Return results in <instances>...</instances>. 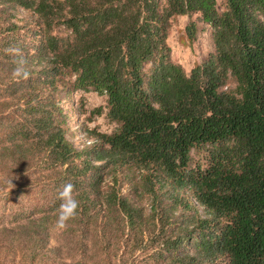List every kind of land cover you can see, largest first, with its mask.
I'll use <instances>...</instances> for the list:
<instances>
[{"label":"trees","instance_id":"obj_1","mask_svg":"<svg viewBox=\"0 0 264 264\" xmlns=\"http://www.w3.org/2000/svg\"><path fill=\"white\" fill-rule=\"evenodd\" d=\"M178 16L189 42L211 29L189 72ZM75 91L115 124H82L80 149ZM66 183L80 207L51 247ZM0 235L45 264H264V0H0Z\"/></svg>","mask_w":264,"mask_h":264},{"label":"rangeland","instance_id":"obj_2","mask_svg":"<svg viewBox=\"0 0 264 264\" xmlns=\"http://www.w3.org/2000/svg\"><path fill=\"white\" fill-rule=\"evenodd\" d=\"M25 14L24 11H20V16ZM195 18V16H193ZM188 22L187 16H178L177 21L172 25L167 43L171 48V57L175 62L180 63L184 69L189 72L194 63L201 62L211 50L210 33L211 29L207 24L198 23V32L196 40L189 42L185 38L184 28ZM82 103L84 114L78 109L79 103ZM66 111L71 116L70 126L73 130L71 135H67L68 139L72 142L75 148H82L84 144L92 142V138L85 135L82 130V124L87 125L89 128H94L98 132L109 133L115 128V124L110 122L103 110L101 114H90V110L96 107L105 106V96L96 92H83L75 91L70 96L64 97L62 101ZM89 116V119L86 117ZM126 189L124 185L123 190ZM49 239L48 245L53 247L59 242V231L55 226L49 227ZM18 243V242H16ZM19 250V251H16ZM10 251V253H8ZM12 252V253H11ZM0 264H45L40 263L38 260L28 262L24 259L20 249L17 245L12 251L8 249L6 240L0 235Z\"/></svg>","mask_w":264,"mask_h":264},{"label":"clouds","instance_id":"obj_3","mask_svg":"<svg viewBox=\"0 0 264 264\" xmlns=\"http://www.w3.org/2000/svg\"><path fill=\"white\" fill-rule=\"evenodd\" d=\"M14 63L16 64V67L13 70V75L17 78L27 79L30 73L25 68V65L27 64L26 59L22 55H18V58ZM13 187L14 185L10 190ZM57 198L60 200V204L57 209L55 228L58 231H64L69 227L68 222L78 215L80 203L74 195V185L72 183L64 184L61 190L58 191Z\"/></svg>","mask_w":264,"mask_h":264}]
</instances>
